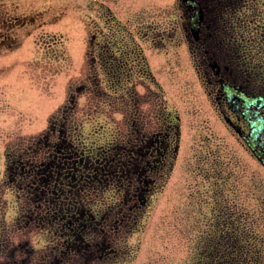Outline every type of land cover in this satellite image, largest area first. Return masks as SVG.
<instances>
[{"label": "rangeland", "instance_id": "obj_1", "mask_svg": "<svg viewBox=\"0 0 264 264\" xmlns=\"http://www.w3.org/2000/svg\"><path fill=\"white\" fill-rule=\"evenodd\" d=\"M236 2L218 4L221 52L262 90L264 0ZM177 8V0H0V257L18 242L28 249L26 262L16 253L6 264H264V167L205 96ZM137 93L158 97L143 108V132L176 124L177 159L123 237L99 234L116 252L62 256L66 242L40 236L41 222L37 235L19 226L36 209L43 215L44 203L37 208L35 190L10 195L11 178L41 186L7 165L20 158L30 168L45 142L84 153L124 144ZM114 192L86 204L107 208Z\"/></svg>", "mask_w": 264, "mask_h": 264}, {"label": "flooded vegetation", "instance_id": "obj_2", "mask_svg": "<svg viewBox=\"0 0 264 264\" xmlns=\"http://www.w3.org/2000/svg\"><path fill=\"white\" fill-rule=\"evenodd\" d=\"M190 1L194 5L177 0V10L179 17L184 19L183 35L187 43L190 42L188 51L196 74L202 79L205 96L217 110L225 128L263 166L244 136L236 132L234 127H238L246 136H251L255 151L264 159V89L256 88L252 77L243 72L239 61L221 52L224 34L220 26H214V19L219 12L217 0ZM197 11H200L202 22L195 37L189 20L196 16ZM14 23H11L10 29H13ZM136 95L141 96L140 93ZM157 98L152 93L137 98L139 101L135 102V111L128 118V138L124 144L84 153L71 143L45 142L44 151L46 147L47 150L43 155L29 159L30 168L21 167L20 163L24 160L20 158L11 159L7 170L22 168V173L26 175L22 177L18 173L21 179L28 180L26 176H30V180L34 184L39 183L41 189L39 186L30 187L28 182L30 189L27 190L21 186L26 182L20 181L19 177L11 178L10 195L17 197L13 188L22 189L23 192L35 190L38 191L35 192L39 201L37 208L41 202L44 203L43 215L38 216L39 210L36 209V212L26 215V221L19 226H23L24 231L29 228L35 235V222H41L44 226L41 229L45 232L40 230V236L46 238L51 235L66 242L64 247L67 251L60 249L62 256L71 252L86 255L87 259H104L116 252L114 247L101 240L99 234L113 236L114 233V237H123L133 225L132 218L140 216L147 205L156 176L177 159L180 136L176 124L171 122L162 125V128L144 132L141 129L142 122L146 120L143 108L148 104H158ZM115 187L117 192L112 193L111 197L114 202L107 208L97 211L86 204L90 197L93 201L101 193L106 197ZM16 253L23 257L28 249L18 242L8 250L7 255L1 253V264L12 263L10 257ZM7 258L9 261L6 262ZM22 261L26 262V258L23 257ZM58 261L59 258H56Z\"/></svg>", "mask_w": 264, "mask_h": 264}, {"label": "water", "instance_id": "obj_3", "mask_svg": "<svg viewBox=\"0 0 264 264\" xmlns=\"http://www.w3.org/2000/svg\"><path fill=\"white\" fill-rule=\"evenodd\" d=\"M184 1H187L190 5H194L193 2H191L190 0H184ZM201 22H202V17L200 15V11H197L196 16L190 20V26H191L192 32L195 36H197L199 33ZM259 99H262V98H259ZM236 129L238 130V128H236ZM245 139H246L247 143L249 144V146L254 150V146L251 143V136H246ZM258 157L264 163V159H262L260 156H258Z\"/></svg>", "mask_w": 264, "mask_h": 264}, {"label": "trees", "instance_id": "obj_4", "mask_svg": "<svg viewBox=\"0 0 264 264\" xmlns=\"http://www.w3.org/2000/svg\"><path fill=\"white\" fill-rule=\"evenodd\" d=\"M236 0H217V2H218V4H219V2H221L222 3V5L223 4H226V2L227 3H233V4H236L237 2H235ZM221 4H220V6H222Z\"/></svg>", "mask_w": 264, "mask_h": 264}]
</instances>
